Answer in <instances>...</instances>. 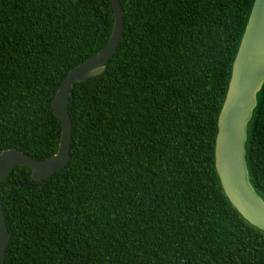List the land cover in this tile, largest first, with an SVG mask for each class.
<instances>
[{
	"label": "trees",
	"instance_id": "1",
	"mask_svg": "<svg viewBox=\"0 0 264 264\" xmlns=\"http://www.w3.org/2000/svg\"><path fill=\"white\" fill-rule=\"evenodd\" d=\"M105 70L75 82L70 159L48 178L13 168L0 188L4 264H264V232L224 195L217 116L254 0H119ZM110 0H0V152L57 149L52 99L101 50ZM264 198V84L247 142Z\"/></svg>",
	"mask_w": 264,
	"mask_h": 264
},
{
	"label": "water",
	"instance_id": "2",
	"mask_svg": "<svg viewBox=\"0 0 264 264\" xmlns=\"http://www.w3.org/2000/svg\"><path fill=\"white\" fill-rule=\"evenodd\" d=\"M113 27L105 46L71 68L61 81L53 99V110L60 120L57 149L37 159L11 147L0 152V188L17 166L30 169L34 180L50 177L62 170L70 159L72 122L68 111L71 89L105 70L124 31V11L119 0H110ZM264 84V0H254L238 49L232 62L227 90L217 116L214 141V168L224 195L237 212L253 227L264 232V198L256 191L247 166V142ZM10 240L0 195V264H4Z\"/></svg>",
	"mask_w": 264,
	"mask_h": 264
}]
</instances>
